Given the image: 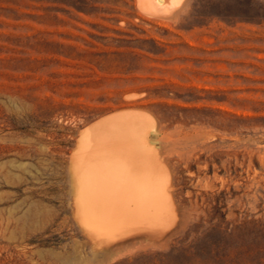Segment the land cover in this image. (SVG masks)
Masks as SVG:
<instances>
[{
  "label": "rangeland",
  "instance_id": "1",
  "mask_svg": "<svg viewBox=\"0 0 264 264\" xmlns=\"http://www.w3.org/2000/svg\"><path fill=\"white\" fill-rule=\"evenodd\" d=\"M178 9L0 0V264H264V0ZM117 113L160 139L156 227L75 205L74 157Z\"/></svg>",
  "mask_w": 264,
  "mask_h": 264
},
{
  "label": "bare ground",
  "instance_id": "2",
  "mask_svg": "<svg viewBox=\"0 0 264 264\" xmlns=\"http://www.w3.org/2000/svg\"><path fill=\"white\" fill-rule=\"evenodd\" d=\"M183 1L140 0V4L152 15L172 14ZM140 119L117 113L89 126V136L74 157L75 205L90 228L106 223L156 227L174 212L170 180L157 158L160 139L141 126Z\"/></svg>",
  "mask_w": 264,
  "mask_h": 264
}]
</instances>
